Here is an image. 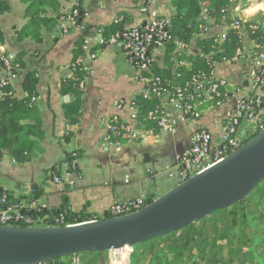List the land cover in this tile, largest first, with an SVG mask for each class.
Returning a JSON list of instances; mask_svg holds the SVG:
<instances>
[{
	"label": "crops",
	"instance_id": "1",
	"mask_svg": "<svg viewBox=\"0 0 264 264\" xmlns=\"http://www.w3.org/2000/svg\"><path fill=\"white\" fill-rule=\"evenodd\" d=\"M10 12L0 16V28L5 34V43L0 51L17 56L25 51L26 62L36 67L39 75L36 110L41 117L45 138L38 143L33 159L28 163L13 162L8 156L0 160V190L15 200L28 198L34 185L48 181L45 193L34 203L38 208L68 209L69 215L83 214L88 219L104 215L116 204H126L138 198L147 202L159 199L179 184L182 175L180 160L190 148L196 131H207L214 145L219 144L224 132L226 117L237 103L254 91L255 72L261 60L254 55L256 43L248 37L244 47L233 61L216 65L213 76L224 81L233 96L219 106H203L197 120L185 118L164 102L171 115L172 126L149 133L141 140L110 143L108 125L112 121L133 126L130 104L133 98L145 90L137 78V72L120 45H108L98 50L96 60L89 54L99 46L100 29L107 28L118 19L126 29L141 28L147 16L141 12L136 0H60L62 15L68 14L79 4L85 11L81 27L63 35L61 22L54 31L45 32L42 43L31 40L18 42L16 32L26 24L25 6L20 0H5ZM231 14L219 25L208 23L206 36L226 34L234 19L251 22L264 17V0H234ZM161 17H171L170 0H160L154 5ZM61 15V16H62ZM195 37L189 45L177 50L199 55V40ZM85 42V60L88 76L84 86L80 123L68 126L63 115L64 105L74 100L73 96L60 92L62 82L70 79L72 62L79 47ZM183 44V43H182ZM165 50H153L152 57L163 63ZM26 71L10 76L0 71V80H9L18 98H25L22 83ZM264 97V94L260 92ZM65 98H70L65 101ZM66 131L73 136L68 145L61 141ZM83 151L77 162L79 173H69L60 167V183H55L49 170L65 160V153ZM62 169V170H61ZM80 218V217H78ZM85 220V219H84Z\"/></svg>",
	"mask_w": 264,
	"mask_h": 264
},
{
	"label": "trees",
	"instance_id": "2",
	"mask_svg": "<svg viewBox=\"0 0 264 264\" xmlns=\"http://www.w3.org/2000/svg\"><path fill=\"white\" fill-rule=\"evenodd\" d=\"M25 6V18L27 24L16 32L18 42L31 40L42 43L45 32L54 31L62 17L60 0H20ZM173 14L169 19V30L173 37L166 44L165 55L162 64L156 59L150 63L149 71H141L139 79H160V85L164 92L175 93L179 89L187 88L192 91L190 103L196 106L198 111L204 110L203 106H219L232 98L233 92L227 86L220 92V96H213L210 100L198 97L193 92L192 79L195 75L205 74L213 76L216 65L233 61L238 51L244 47L245 38L242 32L231 27L220 36H206L208 23L202 19L203 10L207 9L208 16L216 25L222 19L231 14L234 0H170ZM11 7L5 0H0V16L10 12ZM85 11L78 8V15L74 16L75 22L80 26L83 23ZM235 20V19H234ZM238 20V19H236ZM248 37L256 43V57L264 56V17L255 21L244 22ZM127 29L124 23L118 19L107 28L100 29L101 36L107 41L123 33ZM195 37H203L198 42L199 55L185 54L177 50V43L189 45ZM5 43V34L0 28V47ZM108 44H99L92 50L96 54ZM155 46H152L153 50ZM85 42L79 47L75 59L72 62V77L62 82L60 92L72 95L74 100L63 107V115L68 126L80 123L83 103L84 86L88 71L84 63ZM25 51H21L13 59L10 55L0 51V71L7 69L9 62L10 76H17L20 71H26L22 88L26 93L25 98L16 96L14 87L9 80H0V160L8 156L13 162L28 163L33 159V152L38 143L45 138V131L41 126V117L36 110L35 103L31 102L33 96H37L39 75L36 67H30L26 62ZM138 69V61H134ZM264 65L257 75L264 79ZM262 72V73H261ZM149 89L151 84H144ZM192 88V89H191ZM163 99L155 94L145 96L143 92L136 95L132 104L137 108V128L141 135L148 133L157 134L161 129L155 118H150L151 112L162 111ZM200 108V109H199ZM264 108V104H263ZM118 121H112L109 125L117 127L115 131L108 133L110 143L121 144L125 141L127 131L119 130ZM130 127V126H129ZM73 136L66 131L61 138L63 143L69 144ZM83 151L74 153L66 152L65 160L53 166L49 173L54 177H60L57 170L62 164L69 166V173H79L77 162L82 159ZM48 181L43 185H34L26 202H36L46 191ZM6 196L9 203H21L6 192L0 190V199ZM152 201L150 200L149 203ZM40 212H31L32 215H49L51 217L68 213V209L39 208ZM67 216V215H66ZM82 221L86 218L83 214H72L67 218L71 221L78 218ZM111 252L84 253L67 258H61L48 262L49 264H74L76 259L81 264H111ZM111 257V258H110ZM131 264H264V182L256 188L245 200L236 205L215 212L212 216L196 221L189 226L176 231L168 236L156 238L150 242L133 247Z\"/></svg>",
	"mask_w": 264,
	"mask_h": 264
},
{
	"label": "water",
	"instance_id": "3",
	"mask_svg": "<svg viewBox=\"0 0 264 264\" xmlns=\"http://www.w3.org/2000/svg\"><path fill=\"white\" fill-rule=\"evenodd\" d=\"M263 182L264 130L135 213L74 226H0V264H40L130 249L242 202Z\"/></svg>",
	"mask_w": 264,
	"mask_h": 264
},
{
	"label": "built area",
	"instance_id": "4",
	"mask_svg": "<svg viewBox=\"0 0 264 264\" xmlns=\"http://www.w3.org/2000/svg\"><path fill=\"white\" fill-rule=\"evenodd\" d=\"M140 3L141 12L147 16V22L141 28L127 29L123 33H118L108 41L101 35L98 44L108 45H120L122 50L127 54L130 62L133 64L137 72V78L140 76L141 71H149L150 63L154 61L152 57V51L165 50L166 44L173 40V37L169 30V19L167 17H161L154 5L160 0H136ZM79 4L68 14L62 15L60 18L62 34H69L73 29L81 27L74 20V16L78 15ZM202 19L205 22L211 21L208 16L207 9L203 10ZM232 28L242 32L246 30L244 22L241 20L232 19ZM247 31V30H246ZM221 38H225V34L221 35ZM175 42L179 46H184L181 42L175 39ZM155 46L152 50L151 47ZM86 49V47H85ZM14 56H10L13 59ZM90 60H96L97 54L90 53ZM261 70L264 65V56H260ZM134 61H138L140 64L138 69L134 65ZM7 69H9V62H6ZM86 65V64H85ZM87 67V66H86ZM88 71V67H87ZM262 72L264 70L262 69ZM261 72V73H262ZM9 73V72H8ZM255 85L252 94L242 100H240L235 108L227 114L226 122L224 126V132L219 144L214 145L212 136L205 130H198L193 136L192 144L190 148L185 152L180 160L182 166V175L179 179V184L188 180L189 178L207 170L215 164L222 161L233 151L240 148L249 139L264 130V97L260 95V92L264 94V79L261 80L257 75V71L254 74ZM143 84H151L149 89H145L143 94L145 96L152 94L157 95L163 99V110L151 112L150 118H155L160 129H166L172 126L171 115L167 108L164 107V102L170 105L175 111H179L185 118L197 120L201 117L200 112L196 106L190 103L192 100V91L189 92L187 88L179 89L175 93L170 91L164 92L160 85V79H139ZM193 92H196L197 96L210 100L213 96H220V92L226 87L224 81H219L214 76H207L205 74L195 75L192 79ZM37 97L31 98L32 103H36ZM131 119L133 126L119 124L120 131H128L126 139L129 141L141 140L146 135H141L137 128V108L134 104H130ZM117 127L108 125L109 132L115 131ZM149 134V133H148ZM62 168L68 170L69 166L64 164ZM60 171V167L57 168ZM62 170V169H61ZM55 183H60V177H54ZM149 203L146 198H138L132 200L126 204H116L109 208V210L101 216H92L85 220L74 218L71 221L67 218L69 213H63L54 217L49 215H32L31 212H40L39 208L35 204L28 202L21 203H9L6 196L0 199V226H12V227H63L74 226L89 222H95L101 219L116 218L135 213ZM67 215V216H66ZM131 249V248H130ZM128 249V250H130ZM123 250L113 251L115 259L112 264H120V257ZM40 264H49L48 262ZM74 264H81L79 259H76ZM123 264H129L125 262Z\"/></svg>",
	"mask_w": 264,
	"mask_h": 264
},
{
	"label": "rangeland",
	"instance_id": "5",
	"mask_svg": "<svg viewBox=\"0 0 264 264\" xmlns=\"http://www.w3.org/2000/svg\"><path fill=\"white\" fill-rule=\"evenodd\" d=\"M132 251H133V248H131L130 250L126 249V250L122 251V255H121L120 259H119L120 260V264H123L125 262H129V264H131V259L130 258H131V255H132ZM107 256H108L107 258H109V256H111L112 257V262L114 261L115 254L113 252H111L110 255L108 254ZM112 262H111V264H112Z\"/></svg>",
	"mask_w": 264,
	"mask_h": 264
}]
</instances>
